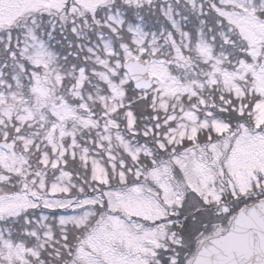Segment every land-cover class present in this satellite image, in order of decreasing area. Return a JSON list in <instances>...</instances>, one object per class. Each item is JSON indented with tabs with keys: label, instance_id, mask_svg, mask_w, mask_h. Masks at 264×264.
<instances>
[{
	"label": "snow or ice",
	"instance_id": "snow-or-ice-1",
	"mask_svg": "<svg viewBox=\"0 0 264 264\" xmlns=\"http://www.w3.org/2000/svg\"><path fill=\"white\" fill-rule=\"evenodd\" d=\"M0 264H264V0H0Z\"/></svg>",
	"mask_w": 264,
	"mask_h": 264
}]
</instances>
